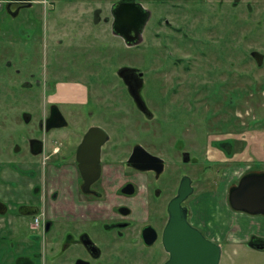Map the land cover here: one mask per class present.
Here are the masks:
<instances>
[{
	"label": "flooded vegetation",
	"instance_id": "obj_1",
	"mask_svg": "<svg viewBox=\"0 0 264 264\" xmlns=\"http://www.w3.org/2000/svg\"><path fill=\"white\" fill-rule=\"evenodd\" d=\"M116 1L105 13L97 0H0V45L11 37L8 22L20 16L19 35L32 45L23 78L16 52H0V264H165L167 206L182 180L192 188L180 203L188 222L220 245L222 257V240L192 220L190 201L198 183L214 182L212 166L223 160L215 152L232 157L239 140L215 131L198 141L201 122L236 118L223 119V105L206 113L197 102L237 104L245 87L230 84V76L238 81L264 72V0H151L152 9L125 0L139 2L148 18L138 43L116 36L129 48L145 40L147 52L144 67L112 69L113 43L102 42L100 23L112 31ZM39 13L53 26L41 40L33 36L38 21L32 26ZM153 39L164 50L156 68ZM11 45L16 49L15 35ZM149 78L157 81L152 93L144 91ZM16 107L21 123L12 116ZM131 107L139 114L135 122L126 115ZM16 154L23 156L19 164ZM246 169L227 190L234 212L242 211L230 206L229 188L246 173L264 172L255 164ZM18 216L28 221L30 243L16 251ZM244 242L255 248L264 235L252 233Z\"/></svg>",
	"mask_w": 264,
	"mask_h": 264
},
{
	"label": "rangeland",
	"instance_id": "obj_2",
	"mask_svg": "<svg viewBox=\"0 0 264 264\" xmlns=\"http://www.w3.org/2000/svg\"><path fill=\"white\" fill-rule=\"evenodd\" d=\"M113 1L114 0H97V3L102 7V9L104 8V10H106L105 13H107L109 5ZM138 1L142 2V4L147 8L150 7L152 9L154 6L151 0ZM165 7H168V5H165ZM161 8L162 7L160 6L155 7L157 11H160ZM167 11V8H165V13ZM22 14H24V12H22ZM38 15L39 16L37 20H33L35 22H33L32 26H37L36 22L38 21L37 23L39 24L40 28L39 32L37 31V29L34 30L33 36L41 40V36L45 37L46 31L50 27L53 28V26L51 23V17H46L44 14L40 13ZM168 17L171 20V16L168 15ZM229 17L231 16L229 15ZM21 18L22 16H20L19 18L15 17L14 20L10 21L6 18L4 20L1 19L3 23L9 21L8 25L10 26V28L8 29L10 30L9 32H11V37L6 38L7 36L5 35V38L2 39L3 45H0V52H16V67L20 69L19 74L21 78H23V72L25 71V68L29 62V57H26V55L29 54V46L32 45L28 42L26 34H21L23 36L19 35V27H21V25L25 26L24 23L18 24L17 21ZM109 25V23H100V35L102 42L113 43V45H111L110 47V54L114 57V61H112V64H108V67L113 69L114 67H116V65L120 66L124 63H132L138 67H144L142 65V59L147 52L144 51V45L146 44L145 40L139 46L129 48L111 31ZM230 25L232 24L230 23ZM159 29L161 31L162 29L166 28L160 27ZM13 35L16 36V49L11 45ZM158 42V39H153L151 44H149L153 48L152 50H149V53H151L150 58L153 59V61H151L153 63L151 68L158 67V65L160 64V57H162V54L164 53L162 47H159ZM231 62L234 63L232 66L230 64ZM245 63L246 64L244 65V70L248 73L253 67V64L250 61ZM229 67L230 70L233 68L236 71L237 62L230 58ZM248 74L249 75H245V77L238 81L235 74H230V84L236 85L243 83L245 87V96L242 100L239 101V103H233L227 106V103H221L222 101L218 104H213L207 99L198 100L197 102L198 107L201 110L203 109V112L206 113L210 112L209 110L211 109L216 110L217 108H221L220 106L223 105L224 112L222 113V118H236L232 122H230L231 120L225 119V121L221 122L220 124H217L216 119L212 120L209 123L201 122L202 127L200 128L198 126V141L205 139L206 132L213 133L215 131H219L222 133L233 132L235 133V137H239V140H237L236 144L237 154H234L232 157L227 158L221 151H218V153L215 152V155L217 157H222L223 160H221V163H218V165L212 166V171L214 172V182L212 183V185L207 187H204L203 184L198 183V186L196 187V190L190 201L192 211L194 212L192 220L198 222L203 227H206L208 235L210 237L218 241L222 240V243L224 244L222 257L220 258L219 264H264V250L249 247L244 242V240L249 238L252 233L264 235V217L249 216L242 212H234L229 208L226 201V194L229 185L236 182V179L240 176V174H242L243 170H245L249 166H253V164H255L257 167L264 166V159L261 160L258 157V153H256L258 151L252 149V146L254 144L252 140H257V138L260 136L259 130L264 127V86L259 84L261 82H264V72L263 69H256L253 73ZM149 80V82L146 81L145 83L146 88L144 89V91L152 93V86L157 84V81L155 78H149ZM203 82H205V80ZM198 83H201V81H198ZM205 83L210 84L211 82L207 81ZM117 84H119V82ZM252 84L256 85V91H254L253 88L250 87ZM119 90L120 88H118V91ZM118 91L117 94H119ZM202 94L203 93L198 94V97L202 96ZM117 100L122 101L124 99L120 96L119 98H117ZM28 105H30L31 109L34 107V104L32 102ZM16 106H22L23 108L24 104H21L17 101ZM127 111L129 112L126 115L130 116L133 122H135L136 117L139 116V114L132 107L128 108ZM12 116H16L17 122H22L19 119L21 117L19 107H16V115L14 112H12ZM244 133L246 134L245 136L249 139L250 145L248 143H245V141L241 139ZM54 136H56V134H54ZM255 136L257 138H255ZM18 138L19 136H16L17 140ZM75 141V135L70 136V142L74 144ZM213 149H215V151L217 150L215 146H213ZM22 157L23 156L16 154V164H19V160ZM25 157H28V160L31 159V157H29L28 155ZM225 158L227 159L224 160ZM220 222L223 223L220 225ZM14 224L16 225V251H18L22 246L28 245L30 243L29 241H24L25 238H27L28 240L27 233H29L30 231L28 227V221L25 217H16V222ZM211 225L216 228L211 229ZM218 228H222V232H219Z\"/></svg>",
	"mask_w": 264,
	"mask_h": 264
},
{
	"label": "water",
	"instance_id": "obj_3",
	"mask_svg": "<svg viewBox=\"0 0 264 264\" xmlns=\"http://www.w3.org/2000/svg\"><path fill=\"white\" fill-rule=\"evenodd\" d=\"M111 13L112 32L123 37L128 45L138 43L148 10L139 2L118 0L112 4ZM129 31L132 32L131 41L128 40ZM191 190L189 184L182 180L176 196L168 203L169 218L164 236L170 256L165 264H219L220 245L188 222L187 207L180 204ZM228 200L235 210L264 215V172L241 176L238 183L229 188ZM255 248L264 250V243L255 244Z\"/></svg>",
	"mask_w": 264,
	"mask_h": 264
},
{
	"label": "crops",
	"instance_id": "obj_4",
	"mask_svg": "<svg viewBox=\"0 0 264 264\" xmlns=\"http://www.w3.org/2000/svg\"><path fill=\"white\" fill-rule=\"evenodd\" d=\"M246 134L244 133V135L241 137L242 140L245 141V143H248L250 145V141L249 139L245 136ZM259 137L257 138L255 136L256 139L252 140L253 141V146L252 149L253 150H257L258 152V157L262 160L264 159V127H262V129L259 130ZM254 147V148H253Z\"/></svg>",
	"mask_w": 264,
	"mask_h": 264
}]
</instances>
